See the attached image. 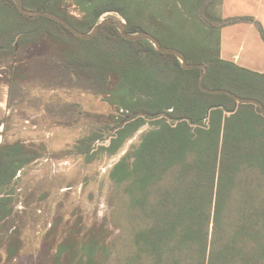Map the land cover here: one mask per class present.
<instances>
[{
	"label": "trees",
	"instance_id": "16d2710c",
	"mask_svg": "<svg viewBox=\"0 0 264 264\" xmlns=\"http://www.w3.org/2000/svg\"><path fill=\"white\" fill-rule=\"evenodd\" d=\"M107 1L23 0L28 10L52 12L85 33L106 13L122 16L130 33H150L149 0H111L125 2L126 11L105 6ZM220 1L180 0L187 13L209 25L201 28L197 19L191 30L201 35V51L191 49L186 59L189 64L207 66L208 89L228 90L264 105V73L220 57V29L241 21L211 23L204 13ZM72 5L81 9L82 18L69 15L67 7ZM184 25L180 32L191 36ZM209 28L217 29V43ZM259 30L264 39L260 26ZM43 39L51 41L60 56L74 61L82 82L101 86L121 114H135L124 123L123 116L117 118L122 124L114 128L112 142L102 146V152L116 154L125 141L150 125L139 145L110 173L130 223L125 228L129 235L124 249L113 252L116 243L105 224L87 226L80 219L58 241L50 263L264 264V114L259 106L203 92L202 70L184 69L175 55L157 51L147 40L124 39L114 25L81 40L51 19L26 18L12 0L0 1V57L7 59L15 43L21 47ZM79 43L86 49H79ZM60 65L55 64L59 71L65 70ZM51 66L45 62L43 71ZM125 83L139 90L128 104L123 95H115L123 92ZM100 137L95 133L94 142H81V152L88 154ZM45 154L44 146L0 144V264H20L21 243L6 228L14 213V182ZM115 225L123 228L119 222Z\"/></svg>",
	"mask_w": 264,
	"mask_h": 264
},
{
	"label": "rangeland",
	"instance_id": "374dc122",
	"mask_svg": "<svg viewBox=\"0 0 264 264\" xmlns=\"http://www.w3.org/2000/svg\"><path fill=\"white\" fill-rule=\"evenodd\" d=\"M148 2L150 21L147 30L164 47L177 49L184 55L191 49L201 51V35L191 29L198 20L201 28L209 25L187 13L180 0ZM104 5L127 10L125 2L114 4L109 0ZM67 10L70 16L82 18L80 8L72 5ZM225 14L247 15L231 19L254 24L258 30L260 26L264 31V0H228L226 7L218 2L204 13L213 24ZM110 18L125 21L117 13H106L99 22ZM183 25L192 37L180 32ZM249 27L238 26L235 29L237 36L243 32L244 38L252 40V31H245ZM208 32H213L211 39L217 43V29L209 28ZM259 34L262 36L260 30ZM76 45L86 49L83 44ZM249 46L250 43L247 49ZM13 48L7 59L0 57V144L22 142L46 149L45 156L23 169L14 182V213L6 228L8 235L21 243L18 263L51 264L58 241L68 235L70 228L74 230L80 219L87 226L105 224L111 232V241L116 243L113 252L124 249V239L129 235L125 228L129 222L125 205L118 198L120 189L110 173L139 145L150 125L125 141L116 154L111 156L102 152L100 148L108 147L112 142L110 136L115 134L114 128L135 114H121L118 107L109 102V95L102 93L101 86L97 83L89 86L86 80L82 82L72 66L74 61L60 56L51 41L43 39L21 47L15 43ZM45 62L52 65L49 71H43ZM56 63L65 70L59 71ZM122 90L115 95H123L125 104L133 95L139 96V90L126 83ZM138 104L135 106L139 107ZM119 116H123L122 123L117 120ZM95 133L102 136L101 140L95 141L88 154L82 153L81 142H94ZM104 138L107 140L102 141ZM115 222L123 228L116 227Z\"/></svg>",
	"mask_w": 264,
	"mask_h": 264
},
{
	"label": "water",
	"instance_id": "95a60500",
	"mask_svg": "<svg viewBox=\"0 0 264 264\" xmlns=\"http://www.w3.org/2000/svg\"><path fill=\"white\" fill-rule=\"evenodd\" d=\"M0 1H5V0H0ZM12 1L16 4L19 12L23 16H25L29 19H38L39 17L51 19V20L57 22L58 24L62 25L63 27H65L76 38L81 39V40H90V39L94 38L99 33L100 29L103 26L114 25L117 27V29L119 30V32L121 33V35L124 39L129 40V41L147 40L155 46L157 51H159L161 53H165V54L175 55L180 60V62L182 63V67L184 69L192 70V69L198 68V69L202 70V74H201V77L199 80V86L203 92L208 93V94H212V95H221V94L228 95V96L234 98L236 103H253V104H256L257 106H259V108L261 109V111L264 114V105L259 100L251 99V98H241V97L237 96L236 94H234L233 92L228 91V90L208 89L205 86V78H206V75L208 72V68L206 65L189 64L187 59H186V56L181 51L174 49V48L164 47L156 37H154L152 34H150L148 32H142L139 34H134V33L128 32L127 31V23L125 21H117V20H114L112 18L107 19V20H102V21L98 22L90 32L85 33V32L78 30L72 24H70L68 21H66L62 17H60V16H58L52 12L28 10L27 8H25L23 0H12ZM213 107H216V106H213ZM212 108H210V110ZM210 110H208L205 119L208 118Z\"/></svg>",
	"mask_w": 264,
	"mask_h": 264
},
{
	"label": "crops",
	"instance_id": "0c3cea01",
	"mask_svg": "<svg viewBox=\"0 0 264 264\" xmlns=\"http://www.w3.org/2000/svg\"><path fill=\"white\" fill-rule=\"evenodd\" d=\"M228 0H221L220 3L226 7ZM234 0H229L232 2ZM245 2V0H240ZM250 1V0H246ZM221 6V5H220ZM221 8V7H220ZM221 14L223 10L221 9ZM247 15H237V14H225L222 15V20H230L231 18H243ZM235 23L232 25H224L220 29L219 33V47H220V57L228 62H232L239 67L245 68L249 71L263 74L264 73V39L259 34V30L254 24L247 22ZM249 26L245 31H252L251 38H244L243 32L237 36V27L240 25ZM257 29V30H256ZM232 31V32H227ZM244 31V32H245ZM258 33H257V32ZM247 34V32H246ZM253 35V36H252ZM250 43L249 49H247V44Z\"/></svg>",
	"mask_w": 264,
	"mask_h": 264
}]
</instances>
